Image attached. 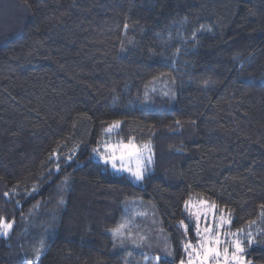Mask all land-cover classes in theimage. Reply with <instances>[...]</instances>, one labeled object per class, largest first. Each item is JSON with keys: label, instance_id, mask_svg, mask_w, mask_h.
Here are the masks:
<instances>
[{"label": "trees", "instance_id": "trees-1", "mask_svg": "<svg viewBox=\"0 0 264 264\" xmlns=\"http://www.w3.org/2000/svg\"><path fill=\"white\" fill-rule=\"evenodd\" d=\"M129 138L152 148L141 181L92 154ZM186 200L230 210L264 264V0H0V264L41 237L35 264H179ZM124 220L143 247L113 240Z\"/></svg>", "mask_w": 264, "mask_h": 264}, {"label": "snow or ice", "instance_id": "snow-or-ice-1", "mask_svg": "<svg viewBox=\"0 0 264 264\" xmlns=\"http://www.w3.org/2000/svg\"><path fill=\"white\" fill-rule=\"evenodd\" d=\"M127 28V25H125ZM212 28L207 25H201L199 29H196L192 32V41H196L198 35L204 32H211ZM179 36L180 33L178 32ZM172 37L169 36V40ZM165 44L168 41L164 42ZM180 49H177V53ZM176 53H173L175 56ZM155 79V78H154ZM207 86V82H205ZM155 91V89H153ZM164 95H169V93H164ZM174 95V93H173ZM147 96V91L145 92ZM179 121L177 124L179 125ZM120 121H114L108 129H105V132H111L112 128L119 127ZM103 149V150H101ZM92 154L105 165H110L113 171H125L128 172L136 181H141L144 179L145 173L150 170L151 165L153 164V153L152 148L149 143H145L142 146H137L133 143L132 138H129L127 143L118 142L112 144L108 141L103 143L97 142V145L92 148ZM55 152L52 153V156H56ZM134 159L135 167L128 166L125 161L127 159ZM68 159H72V154L70 153ZM119 161V165L117 164ZM57 170L60 168V164H56ZM70 180V177H65L64 181L59 187H64ZM5 196H9L10 193L5 192ZM63 203V200L60 201ZM213 209V223L209 224L207 220L208 216V207L209 202L205 200L200 201V209L196 212H193L192 205L189 200L185 201V210L188 212V218H195L196 227L195 235L197 237V243L192 244L191 241L184 245V250L187 253V261L181 259L180 264H252L245 256V253L250 249V246L253 245L256 241L253 237V234L248 232L245 233L243 229H237L235 232L224 231L225 227H228L232 223L231 211H228V215H224L223 209L220 210L221 215L217 218L215 212L217 206L213 203L210 205ZM205 220V227L203 230L199 226V221L201 218ZM131 221L124 220L120 222L116 227L110 229L112 233L113 240L119 239L120 246L123 247L126 241H130L136 247H143L149 237L144 235H139L134 238L131 229L129 228ZM254 223V222H250ZM183 225V221H181ZM14 227V221H9L5 217L0 216V236L5 238L9 237L12 229ZM190 226H185V229ZM125 229H128L125 233ZM260 235H264V229L260 231ZM223 237V239H221ZM223 249L221 250V246ZM151 247V245H148ZM47 248L46 240L41 237L38 241V246L34 245L32 252L34 259H26L25 264H35V260H38L43 254L44 250ZM163 251L167 255L172 256L173 250L165 243ZM131 253H129V256ZM148 257L145 256V260ZM162 257H156V260H161ZM127 264V260H126Z\"/></svg>", "mask_w": 264, "mask_h": 264}, {"label": "rangeland", "instance_id": "rangeland-1", "mask_svg": "<svg viewBox=\"0 0 264 264\" xmlns=\"http://www.w3.org/2000/svg\"><path fill=\"white\" fill-rule=\"evenodd\" d=\"M116 128L117 127H114V128H112V130H111V132H115V130H116ZM118 142H121V140H116L115 142H113L112 144H116V143H118ZM123 143H127L128 142V140L127 141H122ZM133 143L134 144H136L137 146H142V145H144V144H141V143H138V142H135V141H133ZM101 150H103V149H101ZM95 157V156H94ZM96 158V157H95ZM119 161H117V164L119 165ZM125 163H127L128 164V166H130V167H135V162H134V159H131V158H129V159H127L126 161H125ZM109 167L111 168V166L109 165ZM151 167H152V165H151ZM150 167V168H151ZM151 170V169H150ZM117 172V171H116ZM120 173H125V174H127V175H129V176H131L128 172H125V171H120ZM132 177V176H131ZM132 179L136 182V180L132 177ZM190 203H191V205H192V211L193 212H196L197 210H199L200 209V202H191L190 201ZM212 203L211 202H209V207H208V209H207V211H208V216H207V220H208V223L209 224H211V223H213V209L211 208V205ZM215 216L218 218L219 216L216 214V212H215ZM193 221H194V224H195V227H196V221H195V218L193 217ZM199 226H200V228L203 230V228L205 227V220H204V218L202 217L201 219H200V221H199ZM240 229H243V228H240ZM244 230V229H243ZM224 231H230V232H235L236 230H233V229H231V227L230 226H228V227H225V229H224ZM244 232L245 233H248V232H250V233H252L253 234V232L252 231H245L244 230ZM254 237V236H253ZM221 239H223V237H221ZM223 249V245L221 246V250ZM187 253H186V256H185V261H187ZM180 264V263H179Z\"/></svg>", "mask_w": 264, "mask_h": 264}]
</instances>
